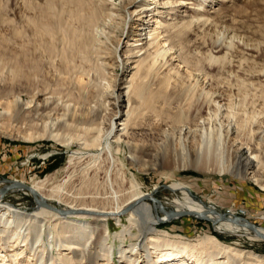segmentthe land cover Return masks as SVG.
<instances>
[{"label": "rangeland", "instance_id": "374dc122", "mask_svg": "<svg viewBox=\"0 0 264 264\" xmlns=\"http://www.w3.org/2000/svg\"><path fill=\"white\" fill-rule=\"evenodd\" d=\"M169 1L175 2L169 6V15L160 13L158 18L168 24L162 30L171 33L182 29L171 41L175 56L160 59L145 81L155 93L158 90L153 93L151 102L147 101L149 92L131 96L130 106L135 113L120 135L119 152L114 154L113 161L104 152L98 154L96 147L88 146L87 140L98 136V142H103L110 120L117 111L115 99L121 94L106 84L115 77H122L124 71L128 73L127 64L123 69L111 66L113 59L110 58L107 70L93 71L87 102L83 108H73L77 106L73 80L66 76V82L57 81L55 62L47 56L42 57L40 69L44 72L41 70L42 76L32 86L23 63L27 40L36 34V28L30 22L41 17L43 7L52 4L60 8L64 0H0V189L6 185L4 179L26 185L47 179L55 186L69 178V183L67 180L65 184L73 183L76 188L81 185L92 190L103 181L104 172L117 171L121 173L118 182L123 179L125 192L132 189V176L144 185L143 191L156 186L152 196L166 211L181 208L175 200L182 201V192L164 187L178 182L186 187L192 200L201 204L202 212L208 218L213 216L210 209L226 216L224 210L233 207L240 213L244 211V216L240 214L242 219L247 218L256 227L264 229V220L260 218L264 215V190L247 176L234 172L217 173L214 158L217 155L230 161L234 149H240V154L246 156L249 147L259 145L264 148V0ZM110 3L118 5V0H110ZM140 3H145L143 8L149 10L154 7L146 5L150 0ZM103 13L106 14L101 17L96 31L102 29L101 23L107 20V13L113 12L105 8ZM151 15L145 13L138 23L144 25L137 29L143 28L146 33ZM175 25L176 28H172ZM95 62L99 65L102 61L95 57ZM154 70L159 73L156 71L154 75ZM167 72L172 79L164 93L160 91L159 79ZM36 88L55 89L56 94L47 104L36 101L29 105L30 91ZM4 89L11 93L6 95ZM14 95L21 97L14 108L21 109L4 112L2 108ZM124 106L122 103V113ZM180 143L186 144L188 162L194 158L195 149H207L211 156L207 166L211 170L207 172L203 162L200 166L178 169L172 159L180 152ZM157 154L160 161L153 158ZM141 163L145 166L156 164V167L144 171ZM94 174L95 180H90ZM0 201L30 214L44 208L36 207L31 194L20 189L8 191ZM144 202L155 205L148 199ZM152 212L155 218H165L157 224L159 235L165 239L197 246L204 236L212 235L244 254L250 251L264 256V242L253 238V232L225 230L218 224L213 226L192 216L168 220L159 211V206L157 214L154 209ZM121 218L126 224L125 216ZM107 226L109 243L113 245V264H120L118 248L121 240L116 233L122 226L111 219ZM132 232L137 234L136 230ZM98 236L93 237L94 243ZM1 237L0 234V264H36L29 244L14 240V245H5ZM132 239L134 237L127 235L124 245H129ZM99 250L100 247L92 244L90 252L96 254ZM102 260L94 262L103 264ZM237 264L251 263L242 260Z\"/></svg>", "mask_w": 264, "mask_h": 264}, {"label": "bare ground", "instance_id": "6f19581e", "mask_svg": "<svg viewBox=\"0 0 264 264\" xmlns=\"http://www.w3.org/2000/svg\"><path fill=\"white\" fill-rule=\"evenodd\" d=\"M140 2L141 0H118V5H114L110 3V0H64L60 8H55L52 4H49L47 8L43 7L41 17L30 22V25L36 28V34L27 40L25 47L23 63L27 70V80L31 86L36 79L38 81L43 71L40 69L43 64L42 57L47 56L52 63L56 64L57 75L54 77L57 81L66 82V76L73 80V89L77 91L74 97V103L77 106L73 108H83L91 88L90 78L93 71L107 70L108 59H113L111 66L123 69L127 64L130 69L128 73L124 71L126 75L123 74L124 76L120 78L115 77L114 81L106 84L107 87H114L121 94L115 99L117 111L110 120L109 130L103 142H98V136H92L87 140L88 146L96 147L98 154L104 152L108 158H113L114 154L119 152L120 135L125 132L135 113V109L130 106L131 96H141L144 92L146 94L149 92L147 101L153 100L158 90L156 89L155 93L145 81L160 59L168 55L173 57L175 52H172L171 41L182 32L181 28L171 33L170 30H162L166 24L158 18L160 13L169 15V6L175 2L150 0V3L146 4L154 5L150 10L143 8L145 3ZM140 6L142 8L139 9ZM105 8L113 13H107V20L101 23L102 29L96 31L101 17L106 14L103 13ZM147 12L152 15L148 21V31L145 33V29H137V26L144 25L138 23ZM176 26L172 28L175 29ZM95 57L96 60L102 61L99 65L96 62L93 63ZM156 71L154 70V75ZM43 78L46 80L45 77ZM171 79L172 76L168 72L162 75L159 79L161 92L165 93L166 89H169ZM32 90L30 100L27 102L29 105L36 101H44L43 104H47L51 101L52 95L56 94L55 89ZM4 91L6 95L11 93L10 90L4 89ZM20 99L19 95H14L12 100H7L5 108H2L4 112L21 109L14 108L20 103ZM122 103L126 106L123 113L120 108ZM75 110L74 115H76ZM95 129L98 131V128ZM75 137L78 139L79 135ZM28 138H31V134ZM70 138L72 139V135ZM180 149V152H177L172 159L178 169L192 168L193 165L200 166L203 162L207 172L211 170L207 166L211 163L209 161L211 156L207 149H195V159L191 158L189 162L186 144L180 143ZM231 153L233 155L230 161L214 156L217 173L234 172L235 175L247 176L254 185L264 190V148L259 145L249 147L245 151L246 156H243V153L240 154V149H234ZM158 154L153 155L155 161H160ZM179 162L181 166L178 165ZM144 164L141 163L144 171L153 170L156 167V164L150 163L147 166ZM120 174L117 171L104 172L103 181L92 190L84 189L81 185L76 188L73 183L65 184L69 178L62 185L55 186L50 185L47 179L37 181L33 185L4 179L3 182L6 183L4 188L13 184L6 193L15 189L26 190L33 197L36 207L44 208H39L36 213L30 214L12 206L11 208L10 205L0 201V234L3 244L13 243L14 245V240H19V243L23 240L30 245V250L33 252L32 258L36 264H94L96 259H103V264H113V245L109 243L107 226L108 220L111 219L122 226V230L116 233L121 240L118 248L120 264H159V262H165L164 264H191V262L237 264L242 260L250 261L251 264H264V256L250 251L244 254L241 250L222 244L212 235L204 236L197 246L163 238L158 233L157 224L163 222L165 218H155L152 212L154 209L157 214L158 206L160 211L162 205L159 200L155 199L156 201L153 202L150 199L153 198L152 193L157 187L143 191L144 185L132 176L133 184L130 185L132 189L125 192L122 185L123 179L121 183L118 182L122 178ZM95 177L94 174L90 180L94 181ZM164 187L180 190L183 195L182 201L175 200L177 205L181 206L177 211H166L167 209L162 206L166 212L175 213L171 218L163 214L168 220L183 217L179 216L182 212H186V216L197 219L201 215L207 217L206 213L202 212L201 204L189 197L182 183L176 182L169 187ZM146 199L155 205L144 202ZM212 210L214 209L209 211L213 214L212 219L207 218L214 222L213 226L218 224L225 230L253 232V238L262 240L254 231L245 227L244 223L249 221L247 218H241L240 214L244 216V211L240 213L233 207L224 210L227 219L239 217L243 220L244 223L238 225L229 220H223L224 222L220 223L218 215L221 213ZM123 216L127 220L126 224L122 223ZM260 218L264 220V215ZM255 228L264 235L263 228L256 226ZM133 230H136L137 234H134ZM96 235L99 236L94 243L93 237L95 238ZM127 235L134 239L126 246L124 240ZM164 235L167 236L166 232ZM92 244L100 247L98 253L90 252ZM180 258H186V260L181 261Z\"/></svg>", "mask_w": 264, "mask_h": 264}, {"label": "water", "instance_id": "95a60500", "mask_svg": "<svg viewBox=\"0 0 264 264\" xmlns=\"http://www.w3.org/2000/svg\"><path fill=\"white\" fill-rule=\"evenodd\" d=\"M12 186H13V184L7 186V188L0 189V195L5 194L6 191H7V189L11 188ZM31 192H32V191H31ZM150 199H151V201H153V202L156 201L155 198H152V197H151ZM160 212H161L162 214H166L169 218H171V217L175 214L174 212H166L162 206L160 207ZM186 215H187L186 212H182V213L179 214V216H186ZM199 220L207 221V222H210L211 224L214 223L213 221H211L210 219H208V218L205 217L204 215L199 216ZM218 220H220V221H223V220H229L230 222H232V223H234V224H238V225L244 223V222H242L243 220H241V218H239V217H234V218H229V219H227L226 216H225L224 214H219V215H218ZM244 225H245L246 228H248V229L254 231V232H255V233H256V234H257V235L263 240V242H264V235H262V234H261V233L255 228V225H254V224H252V223H250V222H245Z\"/></svg>", "mask_w": 264, "mask_h": 264}]
</instances>
